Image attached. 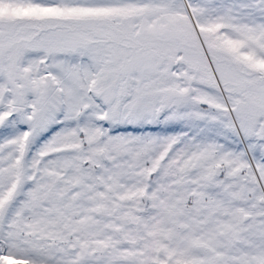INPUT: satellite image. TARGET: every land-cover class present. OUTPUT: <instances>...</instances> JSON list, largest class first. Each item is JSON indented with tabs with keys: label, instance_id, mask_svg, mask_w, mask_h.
<instances>
[{
	"label": "snow or ice",
	"instance_id": "6c2138e0",
	"mask_svg": "<svg viewBox=\"0 0 264 264\" xmlns=\"http://www.w3.org/2000/svg\"><path fill=\"white\" fill-rule=\"evenodd\" d=\"M0 264H264V0H0Z\"/></svg>",
	"mask_w": 264,
	"mask_h": 264
}]
</instances>
